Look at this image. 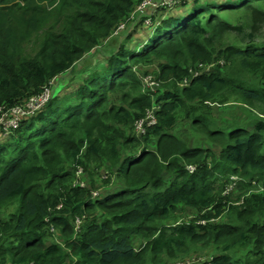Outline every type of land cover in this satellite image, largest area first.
<instances>
[{
	"label": "trees",
	"instance_id": "1",
	"mask_svg": "<svg viewBox=\"0 0 264 264\" xmlns=\"http://www.w3.org/2000/svg\"><path fill=\"white\" fill-rule=\"evenodd\" d=\"M140 1L0 0V117L104 43ZM233 11L250 18L230 21ZM154 13L150 26L147 15L131 20L126 38L145 28L138 42L115 46L96 72L0 136V204L17 201L0 217V264H264V118L219 117L230 96L264 112V43L252 35L264 0H185ZM229 32L240 43L217 49ZM216 55L224 72L192 78ZM143 63H156L155 99L134 70ZM149 110L155 124L135 136ZM186 118L207 143L189 144L175 129ZM77 171L90 183H78ZM183 208L203 213L172 225Z\"/></svg>",
	"mask_w": 264,
	"mask_h": 264
},
{
	"label": "rangeland",
	"instance_id": "2",
	"mask_svg": "<svg viewBox=\"0 0 264 264\" xmlns=\"http://www.w3.org/2000/svg\"><path fill=\"white\" fill-rule=\"evenodd\" d=\"M212 2H216L219 0H209ZM255 5L257 3H254ZM239 12L233 11V12H229V16L228 19L230 21L235 22V20L240 19L241 22L245 23L249 18L250 15L247 16V14L244 16V14L242 15H238ZM231 14V15H230ZM130 24L126 25L124 28L121 29H115L114 32L112 33V35L110 37H107L106 40L104 41V43L95 46L94 48L91 49V51L87 54H85L83 57H81L80 59H78L72 66V68L70 70H68V72L58 76L56 79H54L51 82L50 85V89L51 92L49 94V100L50 98L59 95L61 93H63L65 91L66 86L71 82H81L83 79L86 78V76L88 74H91L92 72H96V70L98 69V67H100L102 61L104 60L106 54H108L107 52L112 50L115 46L118 45H125L126 47H130V45H134V43L139 41L140 36L144 35V31L145 28L137 26L138 28V32L136 33V35L134 37H132L131 39L128 37L126 38L127 35H129V33H131V29L129 28ZM131 30V31H130ZM248 31V30H246ZM252 35L255 37V42L258 43H264V21H260L258 23H256V28L255 30L252 32ZM241 37H243V35L241 33H235V32H229L227 35L224 36V41L219 44L217 47V49H221L222 47H224V45L226 44H239ZM156 63H143V64H138L136 66H134V70L137 72L138 76L141 77L142 81H143V85L145 89H149L151 91H153V98L155 99L157 94L159 92L158 89L160 87V83L158 82V84H154V71L157 69ZM220 65V66H219ZM219 66L220 70H225V60L223 58H221L220 55H216V58L214 59V61H212L211 64L207 65L204 68H200L199 71L203 72L205 71L204 69H208V70H212V69H216V67ZM224 70L222 72H224ZM86 75V76H85ZM254 77H249L247 79V81H252ZM180 86H182V84H179ZM65 93V92H64ZM115 96V101L118 102V95H114ZM47 99V100H48ZM238 109V111L236 112V110ZM263 105H261L260 107H258L257 105H251L249 103H242L240 101L236 102V99H234L232 96H230L229 101L227 102L226 106H224V110L220 112V119H224V123L227 122H234L235 124H237L236 122H240V121H244L245 117L250 113V112H255L257 114H255L257 117H261L264 118V112L261 113L260 110H262ZM216 107H213L211 109V115H216ZM36 111V110H35ZM35 111L33 112H28L26 114H23L18 117V122L20 123L21 119H24V117L27 115H31L33 114ZM186 110H182V112L180 113V117H184L183 115H185ZM213 113V114H212ZM194 115V114H193ZM252 118L254 119V117L252 116ZM11 117L8 116H4L2 118V120L0 121V136H7L10 135L14 130H12L10 128V126H7L8 123L10 122ZM18 122L15 121V126L18 125ZM222 126V122L219 125V127ZM4 127H6V131H4ZM193 124H192V119H183L181 120L177 126H175V129H178V131H180V133L182 134V137H185V140L187 139L189 141V144L192 145H196V144H204L207 143L206 137L205 135L200 132L197 128H192ZM227 129L226 130H230L233 129L235 127H237V125H230V126H224ZM223 127V128H224ZM215 128V127H212ZM133 134L135 136L139 135V131H137L136 127L134 126L133 129ZM128 147V151H134L136 148V152L139 151V146L136 144H131ZM132 151V152H133ZM135 152V153H136ZM105 175H103L102 177L104 178ZM98 177V175L94 176V180H96ZM75 179L77 180L78 183H80L81 181L89 184L91 181V178L88 176L87 173H81L80 171H77L75 173ZM99 179H101V176L99 177ZM117 183V181L115 182L114 179L110 180V187H114L115 184ZM109 188V187H105L104 189ZM99 192L98 190H95L93 192ZM233 198H235V196H233ZM17 208V201L15 199L10 200V201H6L2 204H0V217H4L6 216L8 213L14 212ZM177 214L175 215V218L172 220L171 224H177L179 222H184V221H188L190 219L195 218V216L199 215L200 213H203V211H198L196 209H192V208H183L181 210H178L176 212ZM228 216H226L225 214L223 215L222 219H227ZM175 220V221H174ZM134 247L136 249H139L141 247V242L139 241V239H135L134 240ZM201 250V257H205V255H211V252H209L207 249H199ZM208 253V254H206ZM191 256V255H189ZM184 257L183 259H189L188 257ZM199 257H197V260H199ZM191 258V257H190ZM196 260V259H195ZM179 263H183V264H189L190 261L189 260H183V261H178ZM177 263H171V264H177Z\"/></svg>",
	"mask_w": 264,
	"mask_h": 264
},
{
	"label": "built area",
	"instance_id": "3",
	"mask_svg": "<svg viewBox=\"0 0 264 264\" xmlns=\"http://www.w3.org/2000/svg\"><path fill=\"white\" fill-rule=\"evenodd\" d=\"M184 0H141L140 3L137 5L135 8L134 12L131 15V20L135 19L138 20L140 19L143 15H148L150 11H156L160 9H171L175 7L176 5L182 3ZM145 24L149 25L150 21L149 19L145 20ZM126 22L121 23L117 28L121 29L126 26ZM156 84L155 80L153 82ZM50 91L49 89L45 88L39 95L32 96L31 98L28 99V101L25 104V108H19V107H14L8 112H5L2 114L0 117V121L4 116H10V122L8 123L7 126H10V128L15 127V121L18 122V117L23 114H26L28 112H33L35 110H38L40 107H42L47 99L49 98ZM156 122V117L155 114L152 110H149L146 112L144 117H142L139 120H136L134 123V126L136 127L137 131H139V134H143L146 131L147 127H150L151 125L155 124ZM4 131H6V127L3 128ZM186 169L189 171H193L194 167L192 165L186 166ZM234 180H236L235 177H233ZM81 185H83L81 183ZM234 189V183L231 184L227 189L226 192H231ZM80 223L79 219H76V228L78 227ZM54 229L51 227L50 231H53ZM178 264V263H177ZM183 264V263H179Z\"/></svg>",
	"mask_w": 264,
	"mask_h": 264
},
{
	"label": "clouds",
	"instance_id": "4",
	"mask_svg": "<svg viewBox=\"0 0 264 264\" xmlns=\"http://www.w3.org/2000/svg\"><path fill=\"white\" fill-rule=\"evenodd\" d=\"M184 1H185V0H184ZM184 1H183V2H184ZM171 9H174V7L171 8ZM171 9H165V10H171ZM160 10H161V9H160ZM156 11H157V10H156ZM158 11H159V10H158ZM133 12H134V11H133ZM133 12H132V13H133ZM154 12H155V11H150V12L148 13L147 17L144 18V25H145V26H146V24H145V20H146V19H149L148 16L154 15V14H155ZM131 15H132V14H131ZM143 16H144V15H143ZM130 17H131V16H130ZM149 21H150V24L147 25V26H150V25H151V20L149 19ZM130 22H131V20H130L129 22H126V24H127V25L130 24ZM119 25H120V24H119ZM119 25H118V26H119ZM118 26H117V27H118ZM117 27H116V29H117ZM129 28H130V27H129ZM204 70H205V71H208V69H204ZM201 73H202V72H200L199 70L196 71V72H194L193 74H191V75H192V78H193V77H196V76H198V75H200ZM192 78H191V79H188V80L185 79V80H183L180 84H182V86H187L188 83L192 80ZM52 81H53V80H52ZM52 81L49 82V86H48V87L46 86V88L49 89L50 92H51L50 85H51V82H52ZM48 100H49V99H48ZM48 100H47V101H48ZM47 101H46V103H47ZM42 107H43V106H42ZM40 108H41V107H40ZM40 108H39V109H40ZM39 109H38V110H39ZM38 110H37V111H38ZM26 116H27V115H26ZM26 116H25V117H26ZM0 129H1V128H0ZM143 134H144V133H143ZM143 134H139V135H143ZM233 177H235L236 180H237V177H236V176H232V177H231V179L234 181V184H235L236 180H234ZM80 184H81V183H80ZM82 184H83V183H82ZM98 194H99L98 191L93 192V196H96V195H98ZM80 222H81V221H80ZM75 225H76V221H75ZM79 225H80V223H79ZM79 225H78V227H79ZM78 227H77V228H78Z\"/></svg>",
	"mask_w": 264,
	"mask_h": 264
}]
</instances>
